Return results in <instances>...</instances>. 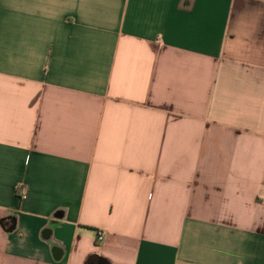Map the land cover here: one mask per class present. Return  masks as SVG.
Masks as SVG:
<instances>
[{
    "label": "crops",
    "instance_id": "obj_1",
    "mask_svg": "<svg viewBox=\"0 0 264 264\" xmlns=\"http://www.w3.org/2000/svg\"><path fill=\"white\" fill-rule=\"evenodd\" d=\"M0 264H264V0H0Z\"/></svg>",
    "mask_w": 264,
    "mask_h": 264
},
{
    "label": "built area",
    "instance_id": "obj_2",
    "mask_svg": "<svg viewBox=\"0 0 264 264\" xmlns=\"http://www.w3.org/2000/svg\"><path fill=\"white\" fill-rule=\"evenodd\" d=\"M97 239L99 242H103L106 239V234L103 231H98Z\"/></svg>",
    "mask_w": 264,
    "mask_h": 264
}]
</instances>
